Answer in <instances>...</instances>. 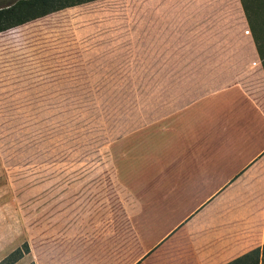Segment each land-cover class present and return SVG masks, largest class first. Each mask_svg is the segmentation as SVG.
I'll return each mask as SVG.
<instances>
[{
  "label": "crops",
  "instance_id": "obj_1",
  "mask_svg": "<svg viewBox=\"0 0 264 264\" xmlns=\"http://www.w3.org/2000/svg\"><path fill=\"white\" fill-rule=\"evenodd\" d=\"M85 6L97 9L81 20L101 72L153 75L139 88L154 99L107 146L120 191L106 218L76 210L39 245L25 239L15 264H227L262 247L264 51L241 3L95 0L58 12Z\"/></svg>",
  "mask_w": 264,
  "mask_h": 264
},
{
  "label": "rangeland",
  "instance_id": "obj_2",
  "mask_svg": "<svg viewBox=\"0 0 264 264\" xmlns=\"http://www.w3.org/2000/svg\"><path fill=\"white\" fill-rule=\"evenodd\" d=\"M96 10L69 9L0 34V261L25 239L39 245L49 227L73 224L76 210L101 222L116 204L107 146L139 124L140 100L155 91L139 88L153 75L101 72L81 20ZM247 11L262 42L264 0Z\"/></svg>",
  "mask_w": 264,
  "mask_h": 264
},
{
  "label": "trees",
  "instance_id": "obj_3",
  "mask_svg": "<svg viewBox=\"0 0 264 264\" xmlns=\"http://www.w3.org/2000/svg\"><path fill=\"white\" fill-rule=\"evenodd\" d=\"M92 1L95 0H16L11 4L0 6V34L63 9ZM240 3L248 20L258 51L261 54V51H264V40L262 43V39L256 35L247 11V7L249 4L253 5L254 0H240ZM28 253V243L24 242L20 247L2 259L0 264H15ZM227 264H264V245Z\"/></svg>",
  "mask_w": 264,
  "mask_h": 264
}]
</instances>
